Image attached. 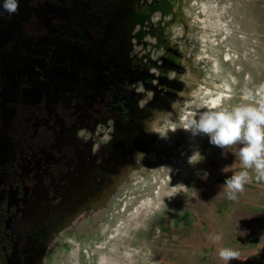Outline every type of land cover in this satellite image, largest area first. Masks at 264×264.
Segmentation results:
<instances>
[{
  "label": "flooded vegetation",
  "instance_id": "obj_1",
  "mask_svg": "<svg viewBox=\"0 0 264 264\" xmlns=\"http://www.w3.org/2000/svg\"><path fill=\"white\" fill-rule=\"evenodd\" d=\"M187 2L18 0L0 15V264H44L130 182L145 128L185 96Z\"/></svg>",
  "mask_w": 264,
  "mask_h": 264
},
{
  "label": "rangeland",
  "instance_id": "obj_2",
  "mask_svg": "<svg viewBox=\"0 0 264 264\" xmlns=\"http://www.w3.org/2000/svg\"><path fill=\"white\" fill-rule=\"evenodd\" d=\"M194 1L187 2L193 22L179 71L197 76L211 97L179 81L188 94L153 133L148 171L123 184L103 214L71 226L44 264H227L221 248L239 252L229 264H264V181L253 172L238 200H229L223 186L242 170L238 146L221 149L182 128L213 99L229 109L264 102V0ZM196 151L202 159L193 165ZM217 234L223 238L213 242Z\"/></svg>",
  "mask_w": 264,
  "mask_h": 264
},
{
  "label": "clouds",
  "instance_id": "obj_3",
  "mask_svg": "<svg viewBox=\"0 0 264 264\" xmlns=\"http://www.w3.org/2000/svg\"><path fill=\"white\" fill-rule=\"evenodd\" d=\"M0 7L3 10L0 15H3V12L12 15L19 11L18 0H4ZM200 109L204 110L199 111ZM200 109L182 128L191 133L193 138L200 135L208 136L209 142L221 149L230 150L238 146L242 170L228 177L223 186L227 198L236 201L238 194L242 193L245 185L252 180L253 172L257 181H264V102L258 107L241 105L231 109L211 103L202 105ZM145 131L151 133L155 132V129L146 127ZM161 138H167V135H161ZM198 156L200 159H197ZM201 159V153L196 151L188 157V162L195 165ZM224 171L227 172L228 169L225 168ZM210 238L213 242H219L223 237L217 234ZM239 256V252L231 248L219 250V257L227 264L239 259Z\"/></svg>",
  "mask_w": 264,
  "mask_h": 264
},
{
  "label": "bare ground",
  "instance_id": "obj_4",
  "mask_svg": "<svg viewBox=\"0 0 264 264\" xmlns=\"http://www.w3.org/2000/svg\"><path fill=\"white\" fill-rule=\"evenodd\" d=\"M177 1H179V3H180V0H177ZM194 4L196 5V0L194 1ZM173 5V4H172ZM174 6V5H173ZM194 6V5H193ZM191 7V6H190ZM177 8V7H176ZM185 9V8H184ZM191 9V8H190ZM189 10V9H188ZM204 12V11H203ZM185 14V13H184ZM196 15V14H195ZM189 16V15H188ZM203 17V16H202ZM196 18V17H195ZM200 18V17H199ZM195 20V19H194ZM203 19H201V21H202ZM191 22H193V21H190V23ZM170 24V23H169ZM202 24H203V26L205 25V22H204V20L202 21ZM192 25H193V23H192ZM166 26V25H165ZM190 29V28H189ZM181 30V29H180ZM183 32V31H182ZM186 34V33H185ZM187 36V35H186ZM191 36V35H190ZM202 40H204V37L202 36V38H201ZM202 48L204 49V45L202 46ZM188 51H189V49H188ZM187 55V54H186ZM200 55V54H199ZM198 56V55H197ZM197 61H199V60H197ZM187 72V71H186ZM176 76H178V74L176 75ZM186 85H187V87H193L194 85L196 86V85H198V86H201V89L202 90H204L203 92L207 95V97L208 96H210L211 94V90H210V88L209 87H207V86H205V85H203L199 80H198V78H197V76H195L194 74H192L191 72L190 73H188V74H180V77H179ZM198 88H200V87H198ZM187 92H183V95H185V96H187ZM211 97V96H210ZM217 97H219V96H217ZM208 99V98H207ZM205 102H206V100H204ZM209 101H210V99H209ZM208 101V102H209ZM207 102V103H208ZM217 102H218V100L217 99H213V103H216L217 104ZM203 104V103H202ZM209 104H210V102H209ZM174 112V111H173ZM171 113V112H170ZM172 114H174V113H171V115ZM189 112L187 111L186 113H185V116H184V118L183 119H189ZM169 116V119L172 117V116H174V115H172V116ZM172 119V118H171ZM168 120V118L167 117H162L161 115H158V117L156 118V120L155 121H153V122H151V123H149L148 125H147V127H152V128H154L155 129V131H157L158 129H159V125L161 124V123H163V122H165V121H167ZM169 122V121H168ZM148 133V136H147V140H146V142H147V144H146V147H145V149H144V152L143 153H141V154H139V157H138V159H139V164H138V168L137 169H135V170H132V172L130 173V176H131V178H134V177H139L140 175H142V173L143 172H145L151 165H152V163H150V160H149V156H150V153L152 152L151 150L152 149H150L149 148V145H148V143L151 145V137H152V135H153V133L154 132H151V133H149V132H147ZM153 158H154V156H153ZM135 168V167H134ZM146 169V170H145ZM131 170V169H130ZM129 170V171H130ZM148 171V170H147ZM126 172V171H125ZM124 174V173H123ZM128 174V173H127ZM126 175V174H125ZM124 177V176H123ZM127 177V176H126ZM127 180H128V178H127ZM126 182V181H125ZM119 184H121V183H119ZM117 186V185H116ZM118 186H120V185H118ZM115 189V188H114ZM117 189V188H116ZM115 189V190H116ZM110 195H113L114 196V193L113 194H110ZM153 199H155V197H151V200H148L147 201V203H146V205H148V206H150L152 203H153ZM108 201V199L106 200V201H104L103 203L101 202L100 204H98V205H96L97 206V208L98 209H100V210H98L97 211V213H100V214H103L104 213V211H105V209H106V202ZM134 202V201H133ZM129 206V203H127V207ZM141 206H143V205H141ZM101 207V208H100ZM126 210H127V208L125 209V212H126ZM89 219H91L92 220V217L91 218H89ZM79 223V222H78ZM81 223V222H80ZM88 223H90V220H87L86 222H85V224L84 225H87ZM52 227V226H51Z\"/></svg>",
  "mask_w": 264,
  "mask_h": 264
},
{
  "label": "crops",
  "instance_id": "obj_5",
  "mask_svg": "<svg viewBox=\"0 0 264 264\" xmlns=\"http://www.w3.org/2000/svg\"><path fill=\"white\" fill-rule=\"evenodd\" d=\"M252 230V229H251ZM253 231V230H252ZM252 231H250V232H252ZM255 231H257V228H256V230Z\"/></svg>",
  "mask_w": 264,
  "mask_h": 264
}]
</instances>
